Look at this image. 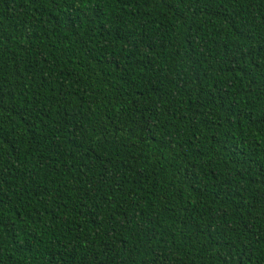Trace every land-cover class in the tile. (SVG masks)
Masks as SVG:
<instances>
[{
	"label": "trees",
	"instance_id": "16d2710c",
	"mask_svg": "<svg viewBox=\"0 0 264 264\" xmlns=\"http://www.w3.org/2000/svg\"><path fill=\"white\" fill-rule=\"evenodd\" d=\"M0 264H264V0H0Z\"/></svg>",
	"mask_w": 264,
	"mask_h": 264
}]
</instances>
